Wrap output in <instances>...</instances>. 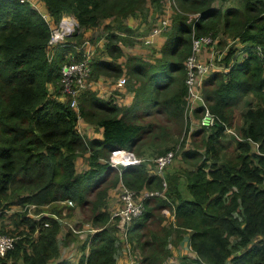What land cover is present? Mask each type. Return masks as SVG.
Segmentation results:
<instances>
[{
    "label": "trees",
    "instance_id": "1",
    "mask_svg": "<svg viewBox=\"0 0 264 264\" xmlns=\"http://www.w3.org/2000/svg\"><path fill=\"white\" fill-rule=\"evenodd\" d=\"M40 1L53 19L71 13L83 29L95 27L101 18L135 14L144 0ZM161 1L151 0L156 7L162 5ZM177 1L199 14L172 19L161 34L167 37L158 49L160 57L133 64L118 61L123 52L118 44L122 38L116 32H108L103 43L108 58L93 57V80L100 74L143 79V86L133 91L132 102L117 104L111 95L101 97L95 89L87 88L80 94L76 109L68 101L57 99L54 87L66 58L58 51L48 59V23L28 1L0 0V209L10 203L42 204L65 199L80 206L91 204V219L97 230L90 234L89 251L81 253L77 264H117L120 228L117 224L104 226L110 213L101 202L120 182L135 193L164 188V195L143 199L144 209L129 227L128 239L140 252V264H164L170 254L166 245L171 226L145 228L155 217L163 219L162 215L155 216L162 207L173 212L175 241L183 231L190 230L189 245L195 256L181 264H264V0H237L236 5L224 9L216 7L214 0ZM116 28L131 29L122 23ZM193 32L238 40L244 51L236 58L235 51L229 50L224 57L226 71H216L202 80L207 106L222 121L208 128L198 125L189 133L209 129L203 138L205 158L197 161L198 151L185 150L182 157L193 160V168L186 169L183 176L177 171L160 175L149 170L145 162L119 170L109 166L106 160L115 149L141 153L139 147L146 145L152 128L139 123L140 110L182 117L187 90L185 59L191 52ZM77 37L82 38L83 33L73 38ZM221 43L218 38L216 44ZM249 91L259 93L261 104L242 114L240 138L235 139L238 154L222 161L220 137L225 126L234 123L230 107ZM200 110H195L199 116ZM80 118L97 127L101 137L84 139L77 127ZM253 142L258 144L255 150ZM80 154L86 155V167L78 171ZM111 173H115L111 184L102 186ZM181 177L187 180L192 200L183 198L179 191ZM90 194H94V202L87 199ZM22 218L28 229L9 232L17 238L0 256V264H69L57 260L59 224L55 219ZM230 237H234V243Z\"/></svg>",
    "mask_w": 264,
    "mask_h": 264
},
{
    "label": "rangeland",
    "instance_id": "2",
    "mask_svg": "<svg viewBox=\"0 0 264 264\" xmlns=\"http://www.w3.org/2000/svg\"><path fill=\"white\" fill-rule=\"evenodd\" d=\"M236 1L237 0H214L213 4L218 8L224 9L230 5H236ZM161 3L162 5L160 4V7H156L152 4L151 0H144L138 7L140 10H137L135 14L128 15L127 17H119L116 19H114L113 16L101 18L99 23L95 27L86 29V31L88 32H85L84 38L89 37L88 35L90 34L91 42L95 45L92 46L95 49L94 53H96V56L108 58V55L103 52V43L106 40V35L108 34V32H116L117 36L122 38L118 41V44L123 52V56L120 59L118 58V61L121 60L122 62H125L126 60V62H128L129 64H133L134 62L141 63L140 61H153L155 57L158 58L161 56V53L157 49V46L152 47L153 44H158V46L161 44L162 47L165 40H158V42H160L155 43V40L152 39V44H146L144 43V37L154 27L158 18L163 14L164 10H166L167 8L171 9V22L176 15L182 16L184 18H187L189 16L195 18L199 14L197 11L187 9L185 5H181L177 0H162ZM35 7L37 9L36 4ZM39 8H42V5H40ZM119 23L131 27L130 31H117L118 29L116 28V26ZM106 26L109 27V30L106 28ZM166 37L167 36H165L164 39H166ZM212 37L215 40V45L213 48V63L215 64V67L212 69L211 73H216V71L222 73L226 71L224 69V57L228 54V51L234 50L235 52L233 57L240 58L241 56H239L238 53H240V48H242V45L238 40L223 37L222 35H212ZM218 38L222 39L221 45L216 44ZM73 39L77 42L80 40L78 37L76 39ZM123 39L128 40L124 42ZM68 47V50H71L72 46ZM203 55L206 57L207 52H205ZM117 77H109L100 74L98 78H103L104 81L114 83ZM142 81L143 79H135L133 77L127 76V81L123 88H114L109 89L108 91L111 92V96L116 95L118 99H121V102L118 103L129 105L132 102V98L127 97L133 95V91L135 88L137 89L143 86ZM54 88L56 89V92L58 94L57 99L67 101V98L63 96V93L60 89V84L56 85ZM98 95L102 97L101 94ZM80 97L78 98L79 105L81 100ZM114 102H116L115 98ZM260 102L261 98L259 93H256L255 91H249L248 93H245L244 96L237 101V103L230 107V109L234 110H232V113L229 112V114L233 115L232 121H234V123L230 126L227 125L224 133L220 137V144L222 145V148L219 149L220 160H232L236 157L238 151L234 150L236 147L235 139H237V136L240 137L238 127L243 124L244 119L242 117V114L249 107H255L256 105L261 104ZM139 113L140 116L137 118L139 123L143 124L147 128L148 126H151L152 132L146 140V145H142L139 147L141 148V153H138L136 149L133 151L136 155L146 158V161L144 162L147 164L149 170H153L154 163L152 160L147 161V159L155 156L156 154H162L161 151L164 149L166 150L167 148L168 149L166 151L173 149L175 152V156L172 162L165 168L163 175L167 172L173 173L177 171L179 174H181V176H183V172L186 169L193 168V165L191 164L193 160L185 159L182 157V153L185 150L198 151L199 155L196 158L197 161L205 158V141H203V138L208 135L209 129L199 134H189L191 131L198 129L197 120L200 117L198 113H193L189 110L186 111L184 104L182 117L180 118H177V116L172 117L170 114H165L158 111H151L149 113H146L145 111L140 110ZM77 127L86 140H88V137L86 136L85 131L88 132V134L92 135V137L93 135H97L94 132H97L98 128H95V126L91 123L89 125L87 124L85 129H83L82 125L79 124H77ZM149 145H151V148L147 149ZM252 149L255 150V147H253ZM84 156L86 155L80 154V156H78L77 158L78 163H76V167L78 171L86 167V160ZM210 161H212V159L208 156L207 162L210 163ZM115 171L118 170L115 169ZM114 174L115 173H111L108 179L102 184V186L105 187L107 185H110L111 181L113 180ZM180 181L182 182L183 180L181 179ZM142 191L143 190H141V192ZM121 195V191L118 190L116 191V195L113 197L116 199L118 196L117 200H111V196L108 194L101 202L103 208H106L110 213L106 223L104 224V226L107 228H110L113 224L121 223L120 219L111 218V213L117 209L113 207L115 205H118L119 208L122 205ZM93 196L94 194H90L87 199L94 202L96 198ZM150 203L152 204V202ZM113 204L115 205L113 206ZM172 213L173 212H171L167 207L160 208L158 213H155V216L158 217L159 215H162L163 219L161 221H158V219L155 217V219H153L154 221L152 220L153 223L151 222L150 225H147L145 228H155L157 226H160V224H163L167 227L171 226V235L175 232L174 230L176 229L174 223L175 219ZM92 214L93 208L91 204L80 206L73 201L72 203H64L56 200L42 204H36L34 202H27L25 204L10 203L9 206L5 207L4 209H0V230L7 234H10L9 232H16L18 230H27L28 226L22 221V217H28L35 220L41 218V216H46L50 219H55L60 225L57 234V248L59 251L57 260L64 259L68 261L69 264H77L78 259L81 255L82 247L83 245L85 246L87 240L90 238V232L87 230L81 233H75L70 230L69 226L72 225L76 229L83 227L96 228V225L93 224L91 219ZM233 214L238 216L235 211L233 212ZM145 228L143 229L144 231H146ZM177 229L181 230V228L179 227H177ZM80 234H85L84 240L78 236ZM118 234L119 237H117V239L120 240V243H117L116 240V244L118 245V247H120L123 243H125V241L121 238V230L120 232H118ZM174 238L175 237H171L170 240L173 241ZM230 240L232 243H234L235 241L234 237H230ZM255 241L256 240H254V242ZM168 264L174 263L168 262Z\"/></svg>",
    "mask_w": 264,
    "mask_h": 264
},
{
    "label": "built area",
    "instance_id": "3",
    "mask_svg": "<svg viewBox=\"0 0 264 264\" xmlns=\"http://www.w3.org/2000/svg\"><path fill=\"white\" fill-rule=\"evenodd\" d=\"M28 1L32 6L37 5V10L48 23L50 31L49 37L46 45V55L48 59H53L54 55L60 50V48L65 47L66 52L68 46H72L71 50L64 53L66 60L61 64L59 68V82L60 89L63 96L67 98L69 105L78 109V98L80 94L87 88H94L95 80H93L91 75V62L96 53L92 45L90 37H82L77 42L73 39L76 34H79L82 29L76 17L71 13H63L59 19H53L52 15L45 9V6L40 0H20ZM42 5V8L39 6ZM171 23V9L167 8L164 10L163 14L158 18L154 27L150 32L144 37V43L149 44L153 42L154 36H160L162 32L169 28ZM215 45V40L211 34L195 35L192 33V43L191 52L185 59V84H186V94H185V110L190 112H195L196 109H201L200 117L197 120L198 125L204 127H211L214 123L221 121L214 113H212L207 102L202 93V80L205 76L212 72L215 67L213 63V48ZM95 46V45H94ZM68 47V48H67ZM239 56L244 53L243 49L240 48ZM207 52L205 57L203 54ZM228 67L224 64V69ZM127 81L126 75H120L116 78L114 83H109L108 85L113 86L112 89H121L125 86ZM222 122V121H221ZM226 129V126H225ZM240 138L239 136H237ZM255 148L258 144L253 142ZM175 152L173 149L165 151L162 154L155 155L147 161L152 160L154 163L153 171L163 175L165 168L174 159ZM146 158L138 156L135 152L128 148H117L111 152L107 158V163L113 168L118 170L133 164H139L146 161ZM120 188L122 193V205L111 213V218H118L121 220L120 228L121 238L126 243L127 252H129L130 259L127 264H138L137 257L133 253L128 239V231L133 218L138 216L144 209L143 199L148 196H161L164 195L163 190H143L139 194L135 193L133 190L126 187L122 182L117 186ZM61 202L72 203L71 199H65ZM45 226L48 222L43 223ZM70 230L75 233H81L84 231H89L90 234L95 232L96 228H74L72 225L69 226ZM117 232V234H118ZM17 236L12 234L4 233L0 230V256H4L6 251L13 247V243ZM117 245V244H116Z\"/></svg>",
    "mask_w": 264,
    "mask_h": 264
},
{
    "label": "crops",
    "instance_id": "4",
    "mask_svg": "<svg viewBox=\"0 0 264 264\" xmlns=\"http://www.w3.org/2000/svg\"><path fill=\"white\" fill-rule=\"evenodd\" d=\"M89 28H92V27H89ZM87 28H83L82 29V33H83V37L85 35V32H88L86 31ZM90 37V34L88 35ZM162 37V38H161ZM165 35H162V36H154L153 37V40H155V43L158 42V40L162 41V40H165L164 39ZM161 38V39H159ZM159 41V42H160ZM158 42V43H159ZM152 44V43H151ZM157 46V49L161 48V44L158 46V44H153L152 47H156ZM64 48H61L59 51H65ZM109 82L108 81H104L103 78H98V79H95V84H94V88L96 90V92H98V94H101L102 97L105 96V97H108L109 95H112L110 91H108L109 89H112L113 86L111 85H108ZM112 88H111V87ZM113 98H115L116 102H121L120 98L118 99V97L115 95L112 96ZM134 95L132 96H128L127 98H132L133 99ZM126 98V99H127ZM125 99V100H126ZM118 104H122V103H118ZM78 124L79 125H82L83 129L86 128V125L90 124L89 122H85L84 119H79L78 121ZM81 130V129H80ZM86 136L88 138H92V135L88 134V132H86ZM96 133L97 135H93V137H98L100 138L101 137V132L100 130L98 129L97 132H94ZM78 158V157H77ZM76 163H78V159L76 161ZM183 180L182 182L180 180ZM179 180V191L182 195L183 198L187 199V200H192V196L191 194L189 193V191L187 190V180L184 178V177H181ZM120 190V188H118L117 186L114 188H112L110 191H109V195L111 196V200H117L118 199V196L117 198H113L115 195H116V191ZM115 204H113L114 206ZM118 205H115L113 208H117ZM60 226V225H59ZM84 235L85 234H80L78 235L80 238H82L84 240ZM117 237H119V234H117ZM171 237H174L173 234H171L169 237H168V243L166 245V247L170 250V254L169 256L167 257V259L164 261V264H168V262H172L174 264H181L182 262H187L189 258H192L195 256V253L194 251L191 249L190 245H189V237H190V230L186 231V232H182L181 233V237L179 238V240L176 242L175 240H170ZM120 243V240L117 239V243ZM131 246V249L133 251V253L135 254V256L137 257V260H138V264L139 263V259L141 257L140 255V252L138 249H133V246L131 245L130 242H128ZM126 243H123L120 247H118L117 245V248H116V253H115V260H116V263L117 264H127L129 259H130V255H129V252H127V249H126ZM89 251V241L87 240L85 246L83 245V249L81 250V253L84 252L85 254H87ZM185 262V263H186Z\"/></svg>",
    "mask_w": 264,
    "mask_h": 264
},
{
    "label": "clouds",
    "instance_id": "5",
    "mask_svg": "<svg viewBox=\"0 0 264 264\" xmlns=\"http://www.w3.org/2000/svg\"><path fill=\"white\" fill-rule=\"evenodd\" d=\"M131 225V224H130Z\"/></svg>",
    "mask_w": 264,
    "mask_h": 264
}]
</instances>
